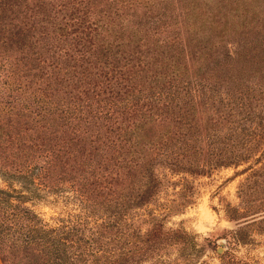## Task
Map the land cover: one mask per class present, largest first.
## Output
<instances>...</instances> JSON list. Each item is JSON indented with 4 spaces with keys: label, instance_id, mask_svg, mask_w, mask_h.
I'll list each match as a JSON object with an SVG mask.
<instances>
[{
    "label": "trees",
    "instance_id": "16d2710c",
    "mask_svg": "<svg viewBox=\"0 0 264 264\" xmlns=\"http://www.w3.org/2000/svg\"><path fill=\"white\" fill-rule=\"evenodd\" d=\"M225 1L0 0V264H169L197 235L136 208L175 174H261L264 0ZM67 187L51 224L31 202Z\"/></svg>",
    "mask_w": 264,
    "mask_h": 264
},
{
    "label": "rangeland",
    "instance_id": "374dc122",
    "mask_svg": "<svg viewBox=\"0 0 264 264\" xmlns=\"http://www.w3.org/2000/svg\"><path fill=\"white\" fill-rule=\"evenodd\" d=\"M228 1L231 0H226V5ZM2 149H7L4 144L0 145ZM243 166L218 167L199 176L175 174L172 177L175 182L167 184L155 200L135 209V221L143 231L158 218L167 226H183L197 235V245L187 249L188 257L171 247L169 264H264V222L252 221L255 218H248L251 215L236 222L225 211L227 204L243 211L247 205L264 207V170L250 176L252 170L243 171ZM259 166L256 164L255 168ZM8 182L20 187L16 178ZM6 183L0 174V185ZM66 189L67 192L41 190L31 202L51 224L63 217L76 216L80 209L78 199ZM238 226L250 233L245 241L232 240V230ZM232 252L240 257V262L227 261Z\"/></svg>",
    "mask_w": 264,
    "mask_h": 264
}]
</instances>
